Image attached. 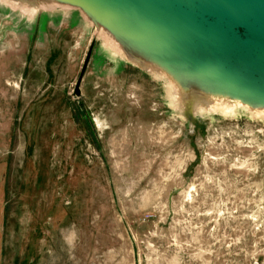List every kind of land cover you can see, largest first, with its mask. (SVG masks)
<instances>
[{
  "label": "rangeland",
  "instance_id": "rangeland-1",
  "mask_svg": "<svg viewBox=\"0 0 264 264\" xmlns=\"http://www.w3.org/2000/svg\"><path fill=\"white\" fill-rule=\"evenodd\" d=\"M1 1L0 264H264V117L192 122L76 6Z\"/></svg>",
  "mask_w": 264,
  "mask_h": 264
},
{
  "label": "water",
  "instance_id": "water-1",
  "mask_svg": "<svg viewBox=\"0 0 264 264\" xmlns=\"http://www.w3.org/2000/svg\"><path fill=\"white\" fill-rule=\"evenodd\" d=\"M57 1L76 6L96 33L104 28L120 46L153 64L148 70L125 57L174 83L179 91L175 94L173 88L174 104L190 121L206 110L196 107V91L217 88L264 105V0ZM94 43L92 38L75 95Z\"/></svg>",
  "mask_w": 264,
  "mask_h": 264
},
{
  "label": "bare ground",
  "instance_id": "bare-ground-1",
  "mask_svg": "<svg viewBox=\"0 0 264 264\" xmlns=\"http://www.w3.org/2000/svg\"><path fill=\"white\" fill-rule=\"evenodd\" d=\"M9 2H13L14 4H18L23 6V8L33 12L38 8L43 9H54L55 7H65L72 4H66L59 2L57 0H8ZM46 8H45V7ZM47 10V9H46ZM104 30L110 37L111 34L107 32L104 28H100ZM114 44L124 53L126 57H128L135 64L144 67L148 70H152L154 68L153 64L148 62L142 56H139L135 51L131 49L124 48L120 46L112 37ZM174 93L177 94V89L173 83ZM217 92H208V91H196V107L204 108L210 111L224 112L231 111L237 106H245L248 111L252 112L256 117H264V105L257 104L255 100L251 102H246L241 100L238 97H232L226 94V92H221L216 88ZM173 91V90H172ZM172 94V92H171ZM201 111V110H200Z\"/></svg>",
  "mask_w": 264,
  "mask_h": 264
}]
</instances>
